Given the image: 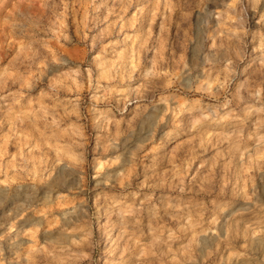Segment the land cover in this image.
<instances>
[{"label":"rangeland","instance_id":"1","mask_svg":"<svg viewBox=\"0 0 264 264\" xmlns=\"http://www.w3.org/2000/svg\"><path fill=\"white\" fill-rule=\"evenodd\" d=\"M37 1L0 20V264H264V0Z\"/></svg>","mask_w":264,"mask_h":264},{"label":"bare ground","instance_id":"2","mask_svg":"<svg viewBox=\"0 0 264 264\" xmlns=\"http://www.w3.org/2000/svg\"><path fill=\"white\" fill-rule=\"evenodd\" d=\"M12 1V0H11ZM28 0H18V1H15V2H10L9 0H0V20H2V23H4V27H3V30H2V35H1V40L3 41L4 38L3 36H5L7 33H10L12 36L17 33L18 31H23L25 30V23L28 19H30L32 16H33V10H32V3L30 2H27ZM30 1H33V0H30ZM41 1V0H40ZM57 1V0H56ZM10 2V3H9ZM39 2V0L37 1ZM46 2V0H45ZM43 2L41 1V4ZM48 3V2H47ZM52 3V2H51ZM11 5V12L13 11L14 13L13 14H10L8 13L7 11L5 12V8L7 6H10ZM40 4V3H39ZM49 4V3H48ZM44 5V3H43ZM47 5V4H46ZM53 5V4H52ZM51 5V6H52ZM57 5V4H56ZM35 6V5H34ZM83 6V4H82ZM39 7V6H38ZM43 7V6H42ZM41 7V8H42ZM49 7H50V4H49ZM53 7V6H52ZM10 8V7H9ZM36 8V7H35ZM51 8V7H50ZM7 9V8H6ZM34 9V7H33ZM40 9V8H38ZM52 9V8H51ZM8 10V9H7ZM42 11L43 8L41 9ZM47 10V9H46ZM35 11V9H34ZM37 13V11H35ZM40 12V10H39ZM45 13V11L43 12ZM47 13V12H46ZM50 13V12H48ZM34 17V16H33ZM32 17V18H33ZM36 17V15H35ZM47 17V16H46ZM38 18L40 17H37V19L35 20H38ZM70 18V17H69ZM68 18V20H69ZM34 19V18H33ZM30 21V20H29ZM32 22H34L32 20ZM40 22V21H39ZM30 23V22H28ZM36 25L37 23L34 22ZM70 23V22H69ZM31 24V23H30ZM1 25V24H0ZM29 25V24H27ZM39 26V25H38ZM70 26V25H69ZM37 30V29H36ZM9 36V35H8ZM73 36V35H72ZM16 37V36H15ZM7 42V41H6ZM11 47V46H10ZM3 50V49H2ZM5 50V49H4ZM7 50V49H6ZM33 53V52H32ZM31 53V54H32ZM25 54V53H24ZM29 54V53H28ZM27 54V55H28ZM35 55V54H34ZM37 55V54H36ZM0 57H1V52H0ZM23 57V56H22ZM78 210V207L77 206H71V207H68V208H64L61 212V215L64 217V219H70Z\"/></svg>","mask_w":264,"mask_h":264}]
</instances>
